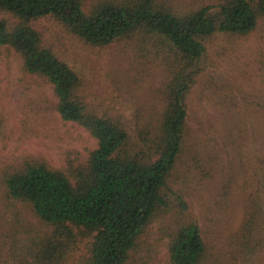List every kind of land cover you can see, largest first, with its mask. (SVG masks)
<instances>
[{
	"label": "rangeland",
	"instance_id": "rangeland-1",
	"mask_svg": "<svg viewBox=\"0 0 264 264\" xmlns=\"http://www.w3.org/2000/svg\"><path fill=\"white\" fill-rule=\"evenodd\" d=\"M92 1L86 0L85 8ZM164 1L177 9L214 2ZM1 18L14 22L6 14ZM31 26L43 45L78 74L76 94L88 109L123 125L131 141L156 131L169 75L154 48L136 35L94 46L51 16ZM201 66L186 98L184 148L170 178L187 210L157 214L126 264H171L169 237L187 221L198 224L207 246L201 264H264L260 252L237 254L234 242L249 218L263 223L256 209L264 207V191L258 192L264 190L259 186L264 178L258 176L264 165V19L245 35L214 34ZM0 123V264H27L26 240L43 226L28 204L4 194L1 177L34 159L56 169L83 163L96 140L61 119L50 84L25 73L11 47L0 48ZM85 254L84 240L66 264H78Z\"/></svg>",
	"mask_w": 264,
	"mask_h": 264
},
{
	"label": "trees",
	"instance_id": "trees-1",
	"mask_svg": "<svg viewBox=\"0 0 264 264\" xmlns=\"http://www.w3.org/2000/svg\"><path fill=\"white\" fill-rule=\"evenodd\" d=\"M90 4L85 8L86 0H0V13L14 18L13 23L0 19V48L14 49L25 73L50 84L61 119L80 125L96 140L83 163L56 169L34 159L1 177L4 194L28 204L43 226L26 240L27 264H66L84 240L86 254L78 264H126L157 214L187 210L170 178L184 148L186 98L202 70L207 41L217 33L248 34L264 19V0H214L182 9L164 0ZM43 16L53 17L94 46L136 35L156 50L169 79L153 134L144 131L131 141L123 125L88 109L76 94L78 74L43 45L31 26ZM258 176L263 181L264 165ZM256 211L263 223L249 218L234 238L235 252L244 257L264 255V207ZM168 252L171 264H201L207 246L195 221L177 226Z\"/></svg>",
	"mask_w": 264,
	"mask_h": 264
}]
</instances>
